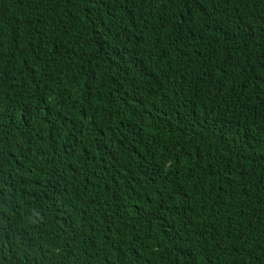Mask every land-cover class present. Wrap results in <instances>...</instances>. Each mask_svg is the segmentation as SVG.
I'll return each mask as SVG.
<instances>
[{
  "label": "trees",
  "instance_id": "16d2710c",
  "mask_svg": "<svg viewBox=\"0 0 264 264\" xmlns=\"http://www.w3.org/2000/svg\"><path fill=\"white\" fill-rule=\"evenodd\" d=\"M0 264H264V0H0Z\"/></svg>",
  "mask_w": 264,
  "mask_h": 264
}]
</instances>
